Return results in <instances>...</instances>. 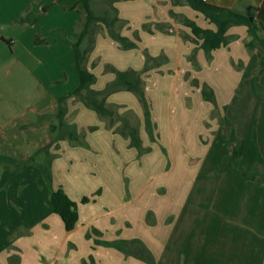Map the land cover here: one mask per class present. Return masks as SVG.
I'll return each instance as SVG.
<instances>
[{
	"label": "crops",
	"instance_id": "obj_1",
	"mask_svg": "<svg viewBox=\"0 0 264 264\" xmlns=\"http://www.w3.org/2000/svg\"><path fill=\"white\" fill-rule=\"evenodd\" d=\"M205 1L255 19L264 37V0ZM92 7L118 17L112 33L133 46L99 24L83 42L95 82L60 105L80 85V0H0V145L12 123L59 118L61 106L46 155L54 188L79 214L67 231L37 167L13 175L2 167L32 158L0 152V264H264V167L253 180L238 166L222 170L238 141L226 110L247 93L263 49H250L248 28L233 26L228 44L207 53L183 21L215 26L171 0ZM259 83L264 92V74Z\"/></svg>",
	"mask_w": 264,
	"mask_h": 264
},
{
	"label": "trees",
	"instance_id": "obj_2",
	"mask_svg": "<svg viewBox=\"0 0 264 264\" xmlns=\"http://www.w3.org/2000/svg\"><path fill=\"white\" fill-rule=\"evenodd\" d=\"M171 1L177 5L185 4L191 7L215 26V29H204L198 26L195 21L186 17L183 21V24L190 28L193 40L196 43H200V46L207 53L228 44V32L233 26H246L250 36L248 47L253 49L260 46L263 49V53L259 59V68L247 81V93L245 95H236L234 101L226 110L228 117L238 126V141L233 146L231 155L225 159L222 170H226L231 166H238L243 171L246 180H253L258 176V168L260 166L264 167V160L259 151L256 135L257 113L263 98L262 96H264V92L261 91L259 83L260 76L264 74V37L261 35L262 27L251 17L241 15L228 8L213 5L205 0ZM80 2L84 8V20L82 29L73 42L76 55V68L80 76V85L74 92L59 99L60 105L69 97L80 96L85 90L90 91L92 84L95 82V76L84 66L86 52L83 48V42L88 37H92L93 39V36L96 34V27L99 24L106 25L110 29L111 35L118 42L126 45V47L133 46V44L127 43L128 40L126 38L112 33L113 27L119 20L118 17L110 18L108 16L97 15L92 7L93 0H80ZM22 21L25 22V19ZM5 42L11 44L9 40H5ZM37 42H40L39 39H37ZM91 93L97 95L93 91ZM249 107L251 108L248 111ZM64 117L65 112L60 106L59 118L61 122H63ZM29 165L37 167L42 172L50 187V200L53 205V212L61 217L67 231H73L79 221L77 204L63 190L54 188L51 162L47 155L41 163H37L32 159L30 161L19 162L12 167H2L10 169L13 175L19 173Z\"/></svg>",
	"mask_w": 264,
	"mask_h": 264
},
{
	"label": "rangeland",
	"instance_id": "obj_3",
	"mask_svg": "<svg viewBox=\"0 0 264 264\" xmlns=\"http://www.w3.org/2000/svg\"><path fill=\"white\" fill-rule=\"evenodd\" d=\"M58 123V114L53 111L43 117L36 114L31 115L30 124H21L18 121L12 123L11 128L2 131L0 152L8 160L18 161L32 158L37 163H41L47 153L46 149L52 143L51 137L47 140V136L60 133L59 130L53 128Z\"/></svg>",
	"mask_w": 264,
	"mask_h": 264
}]
</instances>
